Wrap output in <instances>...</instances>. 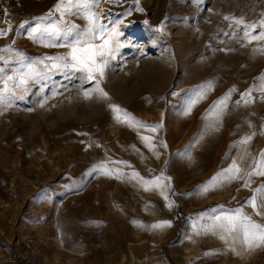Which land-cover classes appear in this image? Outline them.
I'll return each instance as SVG.
<instances>
[{"label":"rangeland","instance_id":"rangeland-1","mask_svg":"<svg viewBox=\"0 0 264 264\" xmlns=\"http://www.w3.org/2000/svg\"><path fill=\"white\" fill-rule=\"evenodd\" d=\"M57 2L0 0L12 29L0 37V264H264V246L205 231L237 209L264 223L247 203L264 176L204 191L233 160L248 170L264 151V40L244 37L264 31V0H100L109 28L122 21L100 80L107 98L82 73L51 67L69 40L30 37L59 22L41 20ZM30 67L39 75L16 87ZM111 104L134 121L118 122ZM140 177L161 187L146 191Z\"/></svg>","mask_w":264,"mask_h":264},{"label":"snow or ice","instance_id":"snow-or-ice-1","mask_svg":"<svg viewBox=\"0 0 264 264\" xmlns=\"http://www.w3.org/2000/svg\"><path fill=\"white\" fill-rule=\"evenodd\" d=\"M111 2V0H107ZM100 0H58L54 7V10L48 13L41 20H47L54 13H59V22L48 26L41 27L37 25L34 27L29 34L31 38H37V35L42 39L47 37L49 40L60 39L63 37L65 40H69L67 47L69 51L61 56L47 57L46 59L52 60V68L59 69H70L75 72L83 74V77L88 81H95L97 91L101 97L107 98L108 94L102 88H100V80L104 77L105 68L108 66L110 59H114L119 48L122 47L119 37L121 32L119 30V24L122 21H110L113 25L109 28L104 22L106 17L102 16V10L100 12L95 11V8L99 7ZM142 11V9H141ZM80 15L84 20L87 21V26L81 29L78 25L71 23L66 18L68 16ZM147 23V21H145ZM236 23L242 24L243 21H237ZM255 25H246V28L255 30ZM261 27L264 28V21H261ZM11 24L8 22V27L0 29V37L7 35L11 31ZM157 31H163V28H157ZM244 37L252 40L261 39L264 40V31H261L258 35H251L248 31L244 32ZM2 51V50H0ZM8 51H12L11 48ZM4 57L0 56V60ZM40 63H43L41 61ZM34 75H39L34 67H30L27 72H21L19 74L18 83L16 87L25 85L28 80L32 79ZM15 77L9 76L8 80L13 81ZM264 80V76L260 77ZM211 88V84L207 85ZM235 89L226 93L224 97L220 98L215 102L213 108L219 109L222 113L223 109L227 107V101L230 99L231 92ZM261 91H264V86H261ZM5 91L11 92L12 88L5 85ZM204 97V91L202 90L200 95L196 98L197 102L199 99ZM251 91L241 94V100L245 103L251 102ZM5 95L0 92V103H4ZM241 101H237L239 104ZM115 119L121 123H131L134 118L126 111L120 108L119 105H109ZM188 111H191V106ZM219 115V113H218ZM141 127H148L143 122L136 121ZM161 125L151 126V131L155 132ZM255 133L242 138L239 142L241 144H247L251 141ZM142 139L148 142L150 148L154 147L151 143L150 137H142ZM166 147V145H164ZM243 172V175L241 173ZM134 176L138 174H133ZM264 176V151L259 153V158H254L253 164L248 170H244L240 165L233 160L232 164L227 168L221 170L216 176H214L209 185L205 186L204 191L208 190V187L214 186L217 183L223 181H232L236 179L244 180V186H251L252 176ZM247 177V179H245ZM140 180L145 185V190H149L151 187L160 188V178L152 180H145L140 177ZM163 195V192H162ZM258 198L260 202L258 203ZM167 199V196H165ZM248 205L256 212L257 215L264 216V186L254 189V194L247 201ZM171 206V205H169ZM167 226H171L170 222H163ZM162 225L157 224L154 227H160ZM206 232H212L213 234H220L221 239H227L229 235H242V240L247 250L264 246V223H257L253 218L247 215L242 209L235 210V214L225 215L223 217L217 216L214 218L213 224L205 229Z\"/></svg>","mask_w":264,"mask_h":264},{"label":"bare ground","instance_id":"bare-ground-1","mask_svg":"<svg viewBox=\"0 0 264 264\" xmlns=\"http://www.w3.org/2000/svg\"><path fill=\"white\" fill-rule=\"evenodd\" d=\"M102 10H103V12H105V8L104 7L102 8ZM2 14H4V13L2 12ZM6 27H7V21L5 20V16L4 15H2V16L0 15V29L6 28Z\"/></svg>","mask_w":264,"mask_h":264}]
</instances>
